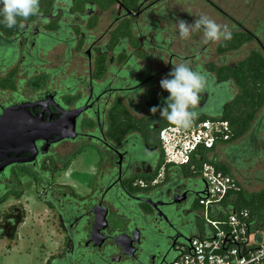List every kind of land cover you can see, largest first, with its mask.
Listing matches in <instances>:
<instances>
[{
  "label": "flooded vegetation",
  "instance_id": "1",
  "mask_svg": "<svg viewBox=\"0 0 264 264\" xmlns=\"http://www.w3.org/2000/svg\"><path fill=\"white\" fill-rule=\"evenodd\" d=\"M198 1L231 20L232 34L252 32L213 0ZM167 2L181 0H38L35 15L10 28L0 23V116L15 109V120L45 126L81 112L74 139H36L33 152H14L15 163L0 174V185L17 199L26 177L51 214L45 228L62 247L47 264H170L178 247L201 232L206 184L185 166L165 165L162 123L154 121L158 105L150 111L167 92L160 80L180 58L162 40L170 35L163 26ZM54 53L63 60L53 61ZM209 65L190 66L205 75L197 112L217 109L208 101L223 94L221 81L208 80V73L215 76ZM80 157L92 162L89 170L73 171ZM100 207L107 213L106 240L95 247L91 232ZM9 209L0 236L14 238L25 208ZM121 235L138 236L134 254L116 244Z\"/></svg>",
  "mask_w": 264,
  "mask_h": 264
},
{
  "label": "rangeland",
  "instance_id": "2",
  "mask_svg": "<svg viewBox=\"0 0 264 264\" xmlns=\"http://www.w3.org/2000/svg\"><path fill=\"white\" fill-rule=\"evenodd\" d=\"M188 1L181 0L179 6L171 5L170 2L164 5L169 12L164 19L163 26L168 29L170 35L162 37V40L164 45L180 57L175 59L176 64L183 61L190 66L212 64L215 68L219 66L235 67L253 52L260 51L259 41L260 43L264 41V0H225L224 3L222 0H213L244 28L254 32L257 37L238 50L225 53L219 51L224 39L206 40L203 37L202 26L195 31L190 29L188 37H180L178 21L184 20L191 24L201 15H205L218 25L227 26L229 29L235 27L231 20H227L208 5L198 0ZM173 12L175 20L172 22L170 15ZM52 59L53 61L58 60V62L63 60L57 58L55 53L52 55ZM161 61L162 67H165L168 57H163ZM231 89L233 94L237 93V87L233 86ZM224 155L227 163L236 169L237 172L234 171L233 175L239 180L245 197L248 198L255 193L264 191V157H258L255 155V151L252 152L248 140L243 146L236 147ZM212 157H215L217 162H221V160L224 162L219 151L213 152L210 159ZM91 163V161L83 160V157H80L73 163V171L89 170ZM21 177L25 192L20 199L8 194L5 202L0 203V219L5 212L12 211L9 209L12 205H17L18 208H25V223L18 227L14 238L0 236V264H47L50 254H56L61 250L62 245L58 244L56 240H52L48 228H45L48 227L47 223L53 222L51 214H48L45 206L36 199L35 193L29 187V180L26 177ZM33 214L37 215L40 220H35ZM202 227L204 230V223ZM53 229L50 231H54Z\"/></svg>",
  "mask_w": 264,
  "mask_h": 264
},
{
  "label": "built area",
  "instance_id": "3",
  "mask_svg": "<svg viewBox=\"0 0 264 264\" xmlns=\"http://www.w3.org/2000/svg\"><path fill=\"white\" fill-rule=\"evenodd\" d=\"M233 128L221 119L203 120L189 128H162L159 137L165 165H189L199 149L212 150L228 141ZM200 177L206 184L199 200L206 231L178 247L170 264H264V228L250 222L247 210L234 208L239 181L217 170L214 162L202 165ZM225 199L227 206L222 204ZM220 213L225 218L220 219Z\"/></svg>",
  "mask_w": 264,
  "mask_h": 264
},
{
  "label": "trees",
  "instance_id": "4",
  "mask_svg": "<svg viewBox=\"0 0 264 264\" xmlns=\"http://www.w3.org/2000/svg\"><path fill=\"white\" fill-rule=\"evenodd\" d=\"M254 36L252 32L232 34L231 39L224 40L219 51L221 53L236 51L251 41ZM208 68L212 74H215L211 79L208 73V80L211 81L212 86L216 80L221 81L224 86L223 94L220 95V97L218 96L208 101L211 105L217 106V109L209 110L210 106H206L205 110L202 109L203 112H198V116L194 119L192 124L207 119L227 120L234 127L230 139L224 142L230 143L237 137L246 133L256 113L264 105V57L253 52L235 67L223 66L221 68H215L211 64ZM231 82L236 83V85L242 89L241 95H233L232 89L229 86ZM168 95L169 94L165 92L160 100L153 102V105H158L157 107L159 108L164 107L165 98ZM201 101L202 97H199V102ZM154 121H160L163 128L172 125L161 116L154 117ZM235 148L236 147L232 146L228 148L226 152L228 153ZM210 151L211 150L199 149V151L192 156L190 164L186 165L182 170L191 175L200 176L202 165L206 162H213L208 156ZM215 166L217 170L230 174L226 165L215 163ZM9 188H12L11 182L9 183L8 189ZM8 194H13V192L6 190L3 185H0V203L5 202ZM227 200L228 199H225L222 202L224 206L228 205ZM234 208L238 210H247L250 214V222L253 224L255 223L260 229L264 228V191L255 193L247 198L243 195L241 188L235 195ZM219 218H225L224 214L220 213Z\"/></svg>",
  "mask_w": 264,
  "mask_h": 264
},
{
  "label": "clouds",
  "instance_id": "5",
  "mask_svg": "<svg viewBox=\"0 0 264 264\" xmlns=\"http://www.w3.org/2000/svg\"><path fill=\"white\" fill-rule=\"evenodd\" d=\"M38 10V0H0V23L6 27L17 24V18L27 19ZM203 27V37L216 41L223 38L231 39V31L227 26L218 25L213 19L201 15L193 23L178 21V31L181 38L189 36L190 29ZM160 87L169 94L165 98V106L159 108V114L170 124L179 128H189L198 116L195 110L199 103V94L205 87V75L190 67L187 63L174 64L168 76L160 80ZM151 112H156L153 106Z\"/></svg>",
  "mask_w": 264,
  "mask_h": 264
},
{
  "label": "water",
  "instance_id": "6",
  "mask_svg": "<svg viewBox=\"0 0 264 264\" xmlns=\"http://www.w3.org/2000/svg\"><path fill=\"white\" fill-rule=\"evenodd\" d=\"M14 110L8 109L0 116V174L15 163L16 159L11 157L14 152L17 154L24 151L33 152L34 141L36 139L41 138L54 142L69 138L74 139L76 137L75 119L81 113L80 111H76L73 114H66L51 124L39 126L34 121L28 124L27 122L24 123L22 119L19 121L15 120ZM64 125L69 126L68 130L65 129ZM53 137L57 138L53 140ZM202 193L203 191L200 195ZM94 211L96 214V223L92 228L91 242H93L95 247H101L106 240L102 231L107 227V213L101 207ZM136 241H138V236L130 239L126 235H121L115 239L116 244L123 247L126 254L131 255L135 253L133 243Z\"/></svg>",
  "mask_w": 264,
  "mask_h": 264
},
{
  "label": "crops",
  "instance_id": "7",
  "mask_svg": "<svg viewBox=\"0 0 264 264\" xmlns=\"http://www.w3.org/2000/svg\"><path fill=\"white\" fill-rule=\"evenodd\" d=\"M259 45H260L259 46L260 47V51H257L256 53H258V54H260L261 56L264 57V48L261 47V45L264 47V41L262 43H260V41H259ZM245 59H243V60H245ZM229 86L231 88L233 86H235V87L238 88L236 90L237 93L236 94H233L234 96H239V95L242 94V89L239 86H237L236 83L231 82ZM247 140L250 142V148H251L252 152L255 151V155L258 156V157H264V105L256 113V116L252 120V122H251L248 130L246 131V133H244L240 137H237L234 141H232L230 143H220V144L216 145L215 148L210 151V153L208 154V156L210 157V155L213 154V152H218L219 151L220 154H221V158L224 160V162L222 160H221V162H217V160L215 159V157H212L211 160L213 162H215L216 164L226 165L227 168L229 169L230 175L233 176L236 180H238L233 175L234 171L237 172L236 169L230 163H227V161L224 158L225 157L224 153H226V151L228 150V148H230L232 146L233 147H241V145L243 146V144ZM205 231H206L205 228L203 230V227H202L200 233H205Z\"/></svg>",
  "mask_w": 264,
  "mask_h": 264
}]
</instances>
